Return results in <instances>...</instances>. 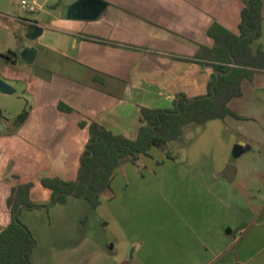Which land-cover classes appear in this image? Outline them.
<instances>
[{
    "label": "crops",
    "instance_id": "obj_1",
    "mask_svg": "<svg viewBox=\"0 0 264 264\" xmlns=\"http://www.w3.org/2000/svg\"><path fill=\"white\" fill-rule=\"evenodd\" d=\"M86 1L73 2L65 15L49 22H25L29 38L37 26L43 27L33 44L24 45L37 49L34 62L21 56L24 66L30 65L32 70L16 71L13 68L20 57L14 52L13 59L0 54L1 75L25 82L32 95V104L22 110L28 111L23 122H15L21 112L11 120L1 117L0 230L11 221L8 198L15 187L30 183V199L48 203L52 190L43 185V179L77 180L92 123L135 139L146 123L143 107L173 108L180 93L189 98L206 95L213 67L200 63L197 56L202 47L215 45L211 34L215 25L239 33L247 2L100 0L106 2L104 11L96 19H87L78 13L86 8ZM42 2L44 5L46 0ZM258 47L264 49V20L262 34L253 43L254 50ZM241 85L242 95L232 98L229 106L247 119L229 116L206 122L218 127L227 124L235 131L228 153L238 142L251 146L246 151L254 143L264 145V69L249 71ZM181 151L156 161L168 167L162 178H149L153 162L144 154L138 165L147 172L141 176L134 171L128 174L131 162L115 169L110 187L102 193L108 198L99 207L107 217L102 224L119 240L108 243L111 250L120 248L125 256L134 245L122 233L123 218L117 217L119 209L125 214L123 204L133 208V215L149 213V197L160 191L164 207L168 204L169 212L184 221L167 227L169 235L160 244L161 256L156 255L158 243L147 248L135 243L134 252L143 251L148 264H264V201L255 213L239 214L234 196L219 177L217 162L189 158L177 164ZM220 153L225 155L223 162L229 161L228 153ZM31 210L25 209V222L29 223Z\"/></svg>",
    "mask_w": 264,
    "mask_h": 264
},
{
    "label": "rangeland",
    "instance_id": "obj_2",
    "mask_svg": "<svg viewBox=\"0 0 264 264\" xmlns=\"http://www.w3.org/2000/svg\"><path fill=\"white\" fill-rule=\"evenodd\" d=\"M21 1L0 0V54L13 59L14 55L11 52H14L20 57L18 64L13 68L16 71L33 69L30 65L24 66L26 63L21 57L26 48L24 45L33 44L34 41L29 38L25 22L29 20L49 22L51 19L65 15L68 6L77 0H46L44 5H39L37 0H27L35 3L36 10L33 12L22 6ZM0 77L15 88L13 93L0 91V112L6 121L16 117L27 107L28 103L32 104V95L26 91L25 82L5 78L1 73ZM234 132L227 124L219 127L216 124L207 125L206 123L202 125L188 124L177 141L169 142L164 149L153 146L149 149L148 154H144V156H151L149 160L153 162L152 166L149 165L147 175L149 178H162L164 170L168 167L167 165L162 167L156 161L161 162L164 156L170 158L174 153L177 154L176 151L179 149L182 151L184 149L189 150V155L186 150L183 151L184 153L181 151L180 157L175 159L177 164L180 159V162H184L188 161L189 158L190 160L193 158V161L200 159L201 161L212 160L217 162L219 177L224 180L228 192L234 196L235 211L241 215L242 212L244 214L255 213L264 201V145L260 146V144L254 143L251 150L233 158L232 150L228 153L227 146L231 134ZM220 151L229 154V161L223 162L222 159L225 155L221 154ZM230 162H233L237 168V174L232 182L227 181L222 176L223 169ZM131 169L132 171H129L128 174L134 171L139 177L144 174L147 168L133 163ZM161 195L162 193L158 191L157 195L149 197V203H151L149 213L140 211L133 215V208H125L123 204L125 214L122 213V209H119L117 215V217L120 215L119 218H123V221L125 220V222L122 221L124 227L122 233L124 232L128 239L134 241V245L138 243L137 246L143 245L147 248V245L151 247L154 243H158L159 246L155 248L158 250L156 251L158 256H161L162 251L160 244L167 241L169 235L167 227L181 225L184 221L182 220L183 217L180 218L176 213L171 214L169 212L171 208H168V204L164 207ZM107 198L108 196L103 194L95 206L91 205L83 196H69L65 201L50 202L27 213L30 224L24 221L26 212L24 209L18 218L27 226L35 238L36 243L30 253L32 263L148 264L143 251L134 252V245L125 253V256H122L120 248L111 250L108 243L116 244L119 240L112 236V232L107 229V226H104L105 224H102L107 217H104V213L99 211V207ZM145 207L147 208V205ZM105 210L108 211V208L106 207ZM171 216H175V218ZM174 221L176 223H173ZM111 223L114 225L112 217ZM242 223L243 221L237 224L233 232ZM149 250L152 252V248Z\"/></svg>",
    "mask_w": 264,
    "mask_h": 264
},
{
    "label": "trees",
    "instance_id": "obj_3",
    "mask_svg": "<svg viewBox=\"0 0 264 264\" xmlns=\"http://www.w3.org/2000/svg\"><path fill=\"white\" fill-rule=\"evenodd\" d=\"M263 5L264 0H247L242 9L238 34L221 25L212 28L215 45L212 48L202 47L197 60L214 70L227 71L232 57H235L237 66L229 75L213 72L206 95L189 98L180 93L173 108L143 107L142 115L146 123L140 127L135 139L92 123L77 180L43 179V185L52 190L50 202L64 201L68 194L74 193L95 206L102 193L110 187L117 167L125 162L138 164L140 155L148 154L153 146L164 149L169 142L177 141L182 136L188 124L202 125L212 119L226 120L229 116L247 119L233 111L229 102L242 95L241 83L249 71L264 69V49H253L254 41L262 34ZM185 60L191 61L189 58ZM27 116L28 111L24 110L15 118V122L21 123ZM30 186V183L21 184L12 190L8 198L11 212L17 211L22 203L30 207L37 205L29 197ZM34 245L35 238L27 226L12 217L11 222L0 230V264H32L30 253Z\"/></svg>",
    "mask_w": 264,
    "mask_h": 264
},
{
    "label": "water",
    "instance_id": "obj_4",
    "mask_svg": "<svg viewBox=\"0 0 264 264\" xmlns=\"http://www.w3.org/2000/svg\"><path fill=\"white\" fill-rule=\"evenodd\" d=\"M92 2H94L95 4H97L94 8V12H91L90 14H86L85 18L87 19H96L101 12L103 11V9L105 8L106 2L100 1V0H91ZM37 3L39 5H42V0H37ZM43 32V27L41 26H37L33 32L30 35L31 39H36L38 36H40ZM37 54V49L36 48H26L24 49V51L22 52V55L25 57V60L29 63H33L35 60ZM237 66V60L235 57H232V62L230 64V68L227 71H223L220 69L217 70H213V72L217 75H229L230 73H232V71L234 70V68ZM0 90L7 92V93H11L13 92L15 89L6 81L4 80L2 77H0ZM1 112H0V131L4 129V124L1 121ZM251 146L249 144H245L244 142H238L236 144H234L233 146V150H232V156L233 158H237L239 157L243 152H245L247 149H250ZM235 173H236V167L233 164V162H230L227 164V166L225 167L224 171H223V175L227 178L228 181L232 182L234 180L235 177ZM24 206H26L24 204ZM17 213L15 212L13 217L15 220H17Z\"/></svg>",
    "mask_w": 264,
    "mask_h": 264
},
{
    "label": "flooded vegetation",
    "instance_id": "obj_5",
    "mask_svg": "<svg viewBox=\"0 0 264 264\" xmlns=\"http://www.w3.org/2000/svg\"><path fill=\"white\" fill-rule=\"evenodd\" d=\"M97 4H95L94 2H92L91 0H88V1H86L85 2V4H84V7H86V8H84V10H82V11H78V13H80V15H86V14H90L91 12H94V8H95V6H96ZM86 9V10H85ZM103 11H104V9H103ZM102 11V12H103ZM101 12V13H102ZM101 15V14H100ZM214 70V69H213ZM88 142H89V140H88ZM88 142H87V144H88ZM87 144L85 145V149H86V147H87ZM76 191V190H75ZM74 191V192H75ZM69 196H76V195H74V193H70V194H68V197ZM67 197V198H68ZM66 198V199H67ZM65 199V200H66ZM86 199V198H85ZM64 200V201H65ZM32 201V200H31ZM51 201V200H50ZM50 201L48 202V203H50ZM32 202H34V203H36L37 205H34V206H32V207H30V206H28L27 204H25V203H22V204H20V206H19V208H18V210L17 211H14V212H11V209H10V212H11V219H12V217H13V215H14V213L15 212H18L17 213V220L16 221H18V216L20 215V213H21V210L22 209H34V208H40L41 206H45L46 204H48V203H40V202H35V201H32ZM24 204L26 205V206H24ZM9 206V205H8ZM10 208V207H9ZM14 218V217H13ZM15 220V219H14ZM11 222V221H10ZM22 222V221H21ZM23 223V222H22ZM24 224V223H23ZM33 235V234H32ZM36 243V242H35ZM34 247V246H33ZM33 249V248H32ZM30 259H31V257H30ZM31 263H32V260H31ZM33 264V263H32Z\"/></svg>",
    "mask_w": 264,
    "mask_h": 264
},
{
    "label": "built area",
    "instance_id": "obj_6",
    "mask_svg": "<svg viewBox=\"0 0 264 264\" xmlns=\"http://www.w3.org/2000/svg\"><path fill=\"white\" fill-rule=\"evenodd\" d=\"M21 4H22V6H24L27 10H29L31 12L36 10L35 3H33V2H29L27 0H22Z\"/></svg>",
    "mask_w": 264,
    "mask_h": 264
}]
</instances>
